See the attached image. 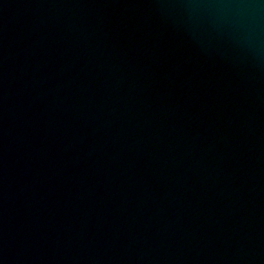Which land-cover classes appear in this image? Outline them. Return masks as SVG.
<instances>
[{
	"label": "water",
	"instance_id": "1",
	"mask_svg": "<svg viewBox=\"0 0 264 264\" xmlns=\"http://www.w3.org/2000/svg\"><path fill=\"white\" fill-rule=\"evenodd\" d=\"M0 264H264V0H0Z\"/></svg>",
	"mask_w": 264,
	"mask_h": 264
}]
</instances>
